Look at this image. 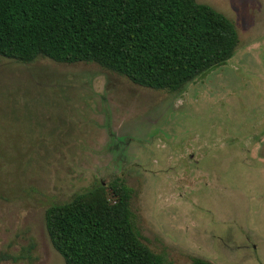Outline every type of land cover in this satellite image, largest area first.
<instances>
[{
    "label": "rangeland",
    "instance_id": "obj_1",
    "mask_svg": "<svg viewBox=\"0 0 264 264\" xmlns=\"http://www.w3.org/2000/svg\"><path fill=\"white\" fill-rule=\"evenodd\" d=\"M197 1L240 40L180 91L96 63L0 57V264H64L45 209L115 179L167 264H264V0Z\"/></svg>",
    "mask_w": 264,
    "mask_h": 264
},
{
    "label": "trees",
    "instance_id": "obj_2",
    "mask_svg": "<svg viewBox=\"0 0 264 264\" xmlns=\"http://www.w3.org/2000/svg\"><path fill=\"white\" fill-rule=\"evenodd\" d=\"M239 40L231 19L197 0H0V57L96 63L155 90L180 91L226 64ZM131 195L115 179L47 206L46 233L64 264L168 263L142 240Z\"/></svg>",
    "mask_w": 264,
    "mask_h": 264
}]
</instances>
